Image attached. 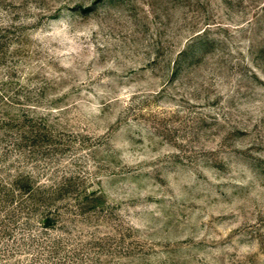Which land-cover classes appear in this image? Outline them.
I'll list each match as a JSON object with an SVG mask.
<instances>
[{
	"label": "rangeland",
	"instance_id": "rangeland-1",
	"mask_svg": "<svg viewBox=\"0 0 264 264\" xmlns=\"http://www.w3.org/2000/svg\"><path fill=\"white\" fill-rule=\"evenodd\" d=\"M0 264H264V0H0Z\"/></svg>",
	"mask_w": 264,
	"mask_h": 264
}]
</instances>
